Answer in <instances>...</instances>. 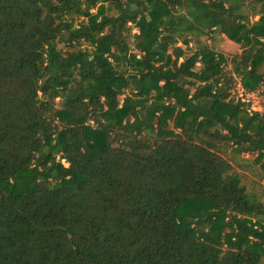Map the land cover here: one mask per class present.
<instances>
[{
  "label": "trees",
  "instance_id": "16d2710c",
  "mask_svg": "<svg viewBox=\"0 0 264 264\" xmlns=\"http://www.w3.org/2000/svg\"><path fill=\"white\" fill-rule=\"evenodd\" d=\"M263 67L264 0H0V264H264V197L221 154L264 170L229 92Z\"/></svg>",
  "mask_w": 264,
  "mask_h": 264
},
{
  "label": "rangeland",
  "instance_id": "374dc122",
  "mask_svg": "<svg viewBox=\"0 0 264 264\" xmlns=\"http://www.w3.org/2000/svg\"><path fill=\"white\" fill-rule=\"evenodd\" d=\"M107 7L106 13L109 15L116 14V11L113 7L109 8V4L106 3ZM99 12V5L93 10V13L97 14ZM82 17L75 16V23L77 24ZM258 15L251 14L247 20V26H251L258 20ZM86 19V18H85ZM138 32L136 27H132V34ZM199 42L206 43L211 47L215 48L217 51L226 55L228 59H231L233 55L239 54L242 51L241 45L231 41L227 36L221 32L219 29L215 30L213 35L202 36L199 39ZM198 41L194 40L190 47L194 51L197 48ZM184 48L186 47L182 43H179ZM59 48L64 47L63 44L58 45ZM83 47L87 48L88 43H83ZM200 65V64H198ZM231 65L227 66V69H230ZM264 72V67L262 68ZM129 90L126 91L129 94ZM231 93V98L237 102L238 100L246 102L250 110L264 112V86H261L255 92H247L242 82L237 79L234 88L229 89ZM124 95H120V98H123ZM221 154L223 157L229 159L233 166L234 170L237 171L241 177L243 183L247 186L248 191L255 193L258 197H264V170L261 167L260 162L256 160L257 153H237L231 145H223Z\"/></svg>",
  "mask_w": 264,
  "mask_h": 264
}]
</instances>
